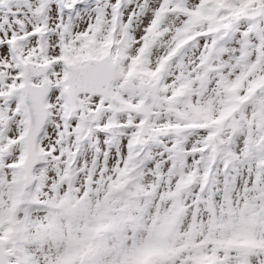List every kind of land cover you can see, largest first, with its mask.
Here are the masks:
<instances>
[{"label":"snow or ice","instance_id":"6c2138e0","mask_svg":"<svg viewBox=\"0 0 264 264\" xmlns=\"http://www.w3.org/2000/svg\"><path fill=\"white\" fill-rule=\"evenodd\" d=\"M0 264H264V0H0Z\"/></svg>","mask_w":264,"mask_h":264}]
</instances>
